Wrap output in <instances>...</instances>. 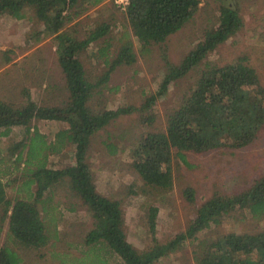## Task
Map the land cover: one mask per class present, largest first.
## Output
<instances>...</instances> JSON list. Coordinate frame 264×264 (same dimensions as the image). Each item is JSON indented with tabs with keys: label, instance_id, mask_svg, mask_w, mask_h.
Masks as SVG:
<instances>
[{
	"label": "trees",
	"instance_id": "16d2710c",
	"mask_svg": "<svg viewBox=\"0 0 264 264\" xmlns=\"http://www.w3.org/2000/svg\"><path fill=\"white\" fill-rule=\"evenodd\" d=\"M103 1L0 0V16L8 14L21 19L28 15V19L34 18L42 25L40 35L53 37L66 97L61 103L39 104L24 89L20 101L0 98V135L7 136L13 126L25 128V135L18 142L0 147V155L25 175L20 191L25 187L22 192L28 193L25 197L10 196L8 187L14 180L0 179V264H40L38 251L55 245L60 210L52 199L57 188L64 193L62 208L69 213L83 209L91 223L81 240L89 246L88 252L77 263L70 260V264H82V258L89 254L97 258L96 264H105L104 252L114 255L120 264H154L187 243L193 246V264H264V227L250 232L212 231L235 210L249 212L255 221L264 218V172L242 192L215 194L205 200L182 233L165 243L139 250L126 238L121 201L97 191L86 162L89 142L95 133L119 116L135 111L141 115L139 122L150 125L155 119L151 107L172 83L185 76L191 78V83L166 111L164 129L139 134L129 150L138 176L130 186L131 193L149 198L170 191L174 156L187 164L185 152L241 149L256 138L264 128V85L256 67L244 54L224 64L208 59L220 44L243 28L237 3L211 0L217 3L216 20L208 19L202 36L177 64L166 62L156 91L140 105L94 108L91 103L102 98L103 88L117 66L135 63L137 54L146 57L154 45L184 27L201 2L128 0L123 13L130 34L120 40L117 51L111 54L109 33L115 16L110 8L107 7L106 15L104 3L100 7L101 19L82 21L91 6ZM112 6L113 11L119 10ZM255 29L264 42V12ZM89 46L96 50L89 52ZM91 55L105 67L98 75L86 66ZM41 119L63 122L66 127L57 130L54 139L47 142L30 125ZM67 146L72 147L73 162L57 168L49 164V156L64 152ZM183 195L190 202L195 200L191 187H186ZM51 211V216H45ZM157 213V207L149 206L147 224L151 232L156 227ZM209 231L212 232L208 234Z\"/></svg>",
	"mask_w": 264,
	"mask_h": 264
},
{
	"label": "rangeland",
	"instance_id": "374dc122",
	"mask_svg": "<svg viewBox=\"0 0 264 264\" xmlns=\"http://www.w3.org/2000/svg\"><path fill=\"white\" fill-rule=\"evenodd\" d=\"M221 1L237 3L244 25L239 32L211 52L208 59L224 64L244 54L256 67L264 85V42L259 40L255 29L260 15L264 12L262 0ZM211 2V0H201L199 9L192 19L179 31L169 35L163 43L154 45L146 57L137 54L135 63L117 66L103 88L101 101L100 99L94 101L91 103L92 106L94 108L138 106L146 96L154 93L166 62L177 64L185 52L202 36V28L209 25L208 19L216 20L217 3ZM104 3L106 4L105 14H108L106 9L109 7L115 16L109 33L112 38L110 50L113 54L127 33L130 34L124 11L119 8L118 11H113L111 9L113 0H104L91 6L82 21L90 23L101 19L103 14L100 7ZM27 16L21 19L8 14L0 16V98L20 101L24 98L22 91L26 89L32 99L39 104L51 105L66 101L62 91L64 81L57 63L55 41L50 35H40L42 25L33 20L34 18L28 19ZM35 34H39V37H35ZM93 50V46H89V52H94L96 49ZM88 59L86 66L89 71L98 75L104 70L102 62L95 56L91 55ZM190 83L191 78L185 76L168 87L166 93L151 107L150 112L155 119L150 125L144 126L139 122L141 115L135 111L119 116L95 133L89 142L86 162L92 171L96 189L104 196L121 201L126 238L139 250L149 248L155 243H165L182 233L195 216L197 208L205 200L215 194L229 195L242 192L264 172L263 128L252 142L241 149H215L199 154L185 152L187 164L174 156L172 159L173 188L164 195L157 194L147 198L143 194L131 193L130 186L138 179L129 154L132 144L137 136L146 130L164 129L166 111L178 102L182 92ZM30 125L35 126L47 142L54 139L57 130L66 127L63 122L45 119L33 120ZM24 135V127L13 126L7 136L0 135V143H2L0 147L13 141L18 142ZM71 150L72 147L67 146L64 152L57 155L51 154L49 164L57 168L72 163ZM0 159V179L4 182L14 180L11 187H8L9 195L25 197L28 194L22 192L25 187L20 191L22 189L20 184L21 181L24 182L25 175L15 168L13 162L1 155ZM21 166L22 164L19 168ZM186 187L194 190L193 202L188 201L183 195ZM54 195L52 201L60 210L56 221L57 234H55L58 238L54 239L55 245L38 251L41 255L38 260L40 264H68L70 260L77 263V259L89 250V246L81 240L84 231L91 226L90 218L83 209H77L71 213L63 209L65 197L58 188ZM151 205L158 208L154 232L150 231L147 224L148 208ZM53 211L44 215L51 216ZM5 223H3L2 239ZM263 227L264 218L255 221L249 212L235 210L225 216L216 227L212 228V231L250 232L258 231ZM192 250V244L187 243L181 249L161 257L154 264H193ZM103 254L105 264H120L114 255L106 252ZM64 255L67 256V261ZM82 260V264L97 262L93 254L84 256Z\"/></svg>",
	"mask_w": 264,
	"mask_h": 264
},
{
	"label": "built area",
	"instance_id": "2783aa9c",
	"mask_svg": "<svg viewBox=\"0 0 264 264\" xmlns=\"http://www.w3.org/2000/svg\"><path fill=\"white\" fill-rule=\"evenodd\" d=\"M113 2L120 10L124 11L128 0H113Z\"/></svg>",
	"mask_w": 264,
	"mask_h": 264
}]
</instances>
